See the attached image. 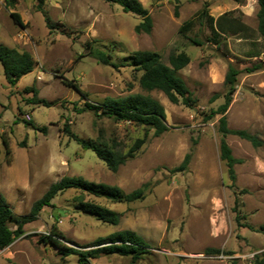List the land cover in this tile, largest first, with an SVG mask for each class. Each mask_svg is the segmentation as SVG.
Returning <instances> with one entry per match:
<instances>
[{"label": "rangeland", "instance_id": "rangeland-1", "mask_svg": "<svg viewBox=\"0 0 264 264\" xmlns=\"http://www.w3.org/2000/svg\"><path fill=\"white\" fill-rule=\"evenodd\" d=\"M11 1L0 0V45L30 53L35 66L11 86L0 64V194L16 216L29 215L33 204L65 176L117 186L124 194L142 189L144 198L117 203L65 190L24 226V235L0 251V264H251L253 255L264 251V66L245 71L264 60L258 0H139L153 20L149 34L136 33L139 16L105 0ZM203 10L214 19L225 15L219 37ZM11 13L19 14L23 26ZM189 21L192 26L182 30ZM88 43L107 52L113 65L91 57ZM139 51L156 52L167 65L170 55L187 53L190 63L179 75L195 104H172L160 91L143 90L142 72L131 65ZM230 65L240 74L226 114L229 128L261 142L253 146L237 136L226 138L241 161L235 166V189L220 158L219 116L206 119L223 103ZM68 81L88 96L67 86ZM32 89L38 91L35 98ZM134 94L149 95L164 106L165 133L155 136L153 129L83 110L86 102L102 104ZM66 124L77 137L101 139L123 153L145 136L146 141L135 158L112 172L65 133ZM187 154L188 169L172 172ZM237 197L242 225L234 211ZM81 202L117 212L119 224L84 213ZM54 228L63 234V246L85 253L109 246L113 234L130 230L147 242V253L133 261L132 256L98 252L80 261L77 254L66 255L40 241Z\"/></svg>", "mask_w": 264, "mask_h": 264}, {"label": "trees", "instance_id": "trees-1", "mask_svg": "<svg viewBox=\"0 0 264 264\" xmlns=\"http://www.w3.org/2000/svg\"><path fill=\"white\" fill-rule=\"evenodd\" d=\"M8 5L12 4L11 0H6ZM108 3L119 5L124 12L132 13L141 18V22L135 27L138 34H149L153 28V20L149 11L143 6L139 0H105ZM258 33L264 38V0H258ZM176 15H178L176 11ZM203 17H207L212 24V31L215 37H219L225 21V15L214 19L207 15V11L203 10ZM14 21L23 26L19 14L11 13ZM47 19V18H46ZM48 20V19H47ZM193 22H186L182 26V30H187L192 26ZM195 44L198 45L196 41ZM89 55L96 59L103 65H113L111 56L92 44H87ZM264 56V52H263ZM190 63V57L185 52L172 54L169 57V64L162 62L161 57L156 52L139 51L136 52L132 58V66L142 72L140 78V86L147 92L160 91L172 104H183L192 107L195 104V99L192 97L186 83L180 77L179 72ZM0 64L3 67L4 77L9 85L15 86L18 81L25 75L31 73L35 66V61L32 55L28 52H19L16 49L9 48L5 45H0ZM264 66V60L255 63L251 67L245 69L248 73L261 70ZM240 71L233 65L228 67L225 76L226 93L224 95L223 103L217 109L212 110L206 119H212L219 116L218 132L221 136L220 139V158L225 163L227 168V175L230 181V188L236 187V171L235 166L240 164L241 161L236 159L228 145L226 138L229 135L237 136L241 139L249 141L253 146H260L261 142L258 139L244 130H233L229 128L227 120V111L232 103L233 96L237 90L238 75ZM67 86L76 89L84 98L88 95L81 92L79 87L71 81H68ZM34 98L37 96L38 91L32 89ZM33 103H41L49 106L44 100L34 99ZM84 111H91L96 116L113 119L115 121H125L135 123L139 126H144L154 130L155 136H160L168 130L165 123V109L164 106L149 95L134 94L120 99H107L102 104H94L86 102ZM24 124L31 126L42 133H46V128H38L31 120L23 121ZM65 133L73 140H75L83 149L91 150L95 155L105 162L106 166L112 172H117L119 168L124 165L128 160L136 157L137 152L144 145L146 136L135 142L126 153L116 149L113 144L102 141L101 139L85 140L77 137L70 129L69 125H65ZM6 147V153L9 154V145L6 140H3ZM24 147L25 143L20 144ZM191 155L187 154L182 164L174 168L172 172H181L188 169ZM75 189L84 192L94 197H103L113 202H135L144 198L142 189L134 190L131 193L124 194L117 186H110L107 184H97L89 182L82 177H68L65 176L59 181L53 183L43 196L37 200L30 211L29 215L16 216L7 202L6 198L0 194V251L8 248L17 238L24 235V226L38 219L41 210L44 207H50L52 200L57 194ZM80 209L87 214L97 217L100 221L111 225H118L120 222V215L108 208L90 202H81ZM234 211L236 213V222L242 225V214L240 211V199H235ZM13 225V228L10 227ZM248 227V226H245ZM252 229V228H251ZM264 232V226L261 228ZM64 241V236L56 228L52 229L48 234L40 236V241L49 243L52 246L66 250L67 254H77L80 261H87V258L97 257L98 252L105 254H118L120 256H132L133 261L140 258L141 255L147 253V242L136 232L124 230L113 234L110 238V245L103 247L101 250H92L90 252H77L74 249L63 246L61 241ZM99 245L104 243V240L97 242ZM208 253L214 254L216 251L209 250ZM251 264H264V251L253 255Z\"/></svg>", "mask_w": 264, "mask_h": 264}]
</instances>
